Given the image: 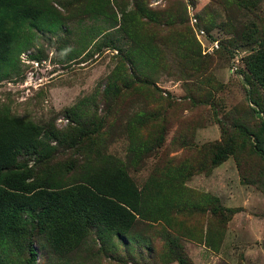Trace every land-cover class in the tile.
Returning <instances> with one entry per match:
<instances>
[{
	"label": "trees",
	"instance_id": "16d2710c",
	"mask_svg": "<svg viewBox=\"0 0 264 264\" xmlns=\"http://www.w3.org/2000/svg\"><path fill=\"white\" fill-rule=\"evenodd\" d=\"M231 1L245 9L260 0ZM130 3L0 0V80L18 67L20 52L29 48L37 31L69 33L63 20L78 14L116 21L129 42L126 49L117 45L114 67L95 92L64 111L63 126L53 120L40 125L0 105V264H41L35 246L46 254L45 264H87L99 256L112 258L117 246L114 237L121 240L127 254L133 252L132 244L143 243L149 251L143 264H195L182 236L204 239L214 248L218 244L211 225L205 233L186 220L192 213L208 212L223 229L236 209L223 208L217 195L196 192L186 181L194 174L210 173L230 154L237 156L251 135L255 137L252 150L264 158V125L256 130L235 121L238 134L224 128V137L203 146H193L186 133H179L175 141L188 153L175 157L162 151L154 168L137 184L129 169L144 167L146 157L163 145L168 129L160 110L146 107L156 97L160 103L166 99L155 81L163 73H183L196 79L195 90H201L202 84L209 83L207 70L212 61L202 54L190 26L164 33L185 21L184 7L160 10L148 0ZM213 23L210 20L205 26L208 32ZM254 26L247 25L240 40L257 43L243 61L246 80L253 85L248 89L251 108L264 116V93L258 91L264 92V29ZM82 28L79 43L106 29L102 25ZM63 41L62 56L68 39ZM231 42L238 43L233 38ZM210 97L209 90L204 98L190 94L194 101ZM136 103L141 107L126 113L123 133L128 141L122 158L107 148L119 130L123 105ZM160 116L164 124L158 126ZM153 235L164 246L158 262L151 259Z\"/></svg>",
	"mask_w": 264,
	"mask_h": 264
},
{
	"label": "rangeland",
	"instance_id": "374dc122",
	"mask_svg": "<svg viewBox=\"0 0 264 264\" xmlns=\"http://www.w3.org/2000/svg\"><path fill=\"white\" fill-rule=\"evenodd\" d=\"M125 2L130 3L131 0ZM148 2L160 10H178L180 6L184 7L185 21L164 33L177 32L183 27L185 31L186 25L190 26L195 32L202 54H206L212 62L207 70L209 83L202 84L204 89L195 90L196 79L177 72L163 73L155 81L160 89L159 93L166 99L160 103L156 97L146 107L160 110L161 116L166 117L168 129L163 145L146 157L144 167L129 169V174L138 185L154 168L162 151L166 150L169 156L175 157L188 153L175 141L179 133H186L193 146H203L224 137V128L227 133L238 134L239 131L233 125L235 121L256 130L260 129L261 124L264 125V116L251 108L253 104L250 102L248 89L252 83L246 80L248 70L243 61L245 54L257 43L251 39L240 40L247 25L255 27L256 24L264 29V0L245 9L239 8L231 0ZM210 20L214 23L208 32L205 26ZM63 21L70 29L69 33L64 30L57 33L37 31L29 48L20 52L18 67L0 80V105L6 106L11 113L40 125L52 120L58 126L65 125L64 111L84 95L95 92L97 85L114 67L117 45H123L126 49L129 43L114 20L78 14ZM83 25H102L106 29L101 35L93 39L88 37L79 43ZM64 38L68 42L62 56L59 47ZM232 38L238 43L233 45ZM239 40L243 42L239 43ZM70 51H74L71 57L68 55ZM167 55L171 56L172 52L168 51ZM207 90L211 93L208 101L190 99L191 92L204 98ZM258 91L264 93L262 89ZM138 106L141 107L137 103L123 105L125 112H122L121 119L126 118L127 110L135 111ZM161 116L157 119L158 126L164 124ZM251 136L249 141L245 139V147L237 156L230 154L213 167L210 173L200 172L186 181L187 186L196 192L217 195L223 208L236 209L223 229L215 223L213 216L211 219L208 212L192 213L186 220L189 225L198 226L205 233L211 225V235L215 234L213 238L218 244L214 248L207 245L204 239L196 241L191 235L182 236L184 249L195 264H264V158L252 150L255 137ZM241 140L242 137L238 139L239 142ZM127 141L123 135L116 136L109 143L107 151L123 158ZM151 238L155 251L152 252L151 259L158 262L159 256L164 253V246L158 235ZM113 240L117 246L112 251V258L99 256L98 261L93 259L86 263L132 264V261H136L143 264L149 257V251L143 243L132 244L134 247L131 255L126 253L121 240L115 237ZM35 247L38 252L37 260L45 264L46 254ZM118 255L121 259L117 258ZM168 264L180 263L174 261Z\"/></svg>",
	"mask_w": 264,
	"mask_h": 264
},
{
	"label": "crops",
	"instance_id": "0c3cea01",
	"mask_svg": "<svg viewBox=\"0 0 264 264\" xmlns=\"http://www.w3.org/2000/svg\"><path fill=\"white\" fill-rule=\"evenodd\" d=\"M127 45H128V44H127ZM119 46H121L122 48H124L123 45H119ZM125 121H126V118H125V119H121V121L119 122V126H118L119 130L117 131L116 136L123 135V136H125V138H126V134L123 133V132H125V128H124ZM121 131H122V132H121ZM116 136H114V138H115ZM114 138H113V139H114Z\"/></svg>",
	"mask_w": 264,
	"mask_h": 264
}]
</instances>
